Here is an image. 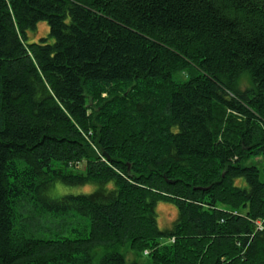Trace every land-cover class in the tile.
I'll list each match as a JSON object with an SVG mask.
<instances>
[{
  "label": "trees",
  "instance_id": "16d2710c",
  "mask_svg": "<svg viewBox=\"0 0 264 264\" xmlns=\"http://www.w3.org/2000/svg\"><path fill=\"white\" fill-rule=\"evenodd\" d=\"M122 248L264 264V0H0V264Z\"/></svg>",
  "mask_w": 264,
  "mask_h": 264
},
{
  "label": "rangeland",
  "instance_id": "374dc122",
  "mask_svg": "<svg viewBox=\"0 0 264 264\" xmlns=\"http://www.w3.org/2000/svg\"><path fill=\"white\" fill-rule=\"evenodd\" d=\"M30 42H37L40 38H44L48 34L47 24H39L34 32H29ZM247 76H244L242 80H246ZM88 190L84 191L83 188H72V187H61L64 192L60 194H73L78 195L81 193H91L94 190V187H87ZM59 190V189H58ZM156 215L158 227L162 229H167L176 219V210L173 206L169 204L160 203L156 206ZM118 253L125 255L128 261L137 260L138 264H148V258L144 256L136 257L131 251L127 248H122L118 250ZM102 252H98L96 258L93 261V264H98L99 258L101 257Z\"/></svg>",
  "mask_w": 264,
  "mask_h": 264
},
{
  "label": "water",
  "instance_id": "95a60500",
  "mask_svg": "<svg viewBox=\"0 0 264 264\" xmlns=\"http://www.w3.org/2000/svg\"><path fill=\"white\" fill-rule=\"evenodd\" d=\"M105 156V155H104Z\"/></svg>",
  "mask_w": 264,
  "mask_h": 264
}]
</instances>
